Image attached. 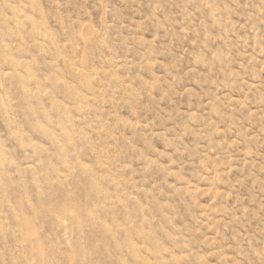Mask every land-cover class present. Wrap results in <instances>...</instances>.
<instances>
[{
    "label": "rangeland",
    "instance_id": "rangeland-1",
    "mask_svg": "<svg viewBox=\"0 0 264 264\" xmlns=\"http://www.w3.org/2000/svg\"><path fill=\"white\" fill-rule=\"evenodd\" d=\"M0 264H264V0H0Z\"/></svg>",
    "mask_w": 264,
    "mask_h": 264
}]
</instances>
